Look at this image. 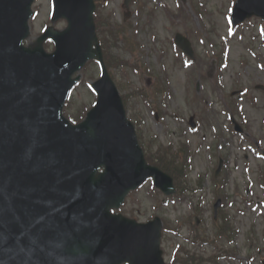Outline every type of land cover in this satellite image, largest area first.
Segmentation results:
<instances>
[{"label":"rangeland","instance_id":"374dc122","mask_svg":"<svg viewBox=\"0 0 264 264\" xmlns=\"http://www.w3.org/2000/svg\"><path fill=\"white\" fill-rule=\"evenodd\" d=\"M104 4L100 9L104 20L122 24L125 19L123 28L118 30L117 43L110 47V54L136 64L140 71L123 68L121 64L108 69L119 92L129 95L127 115L136 121L138 136L141 135L145 146L149 145L154 152L158 145L180 147L185 142L194 158L192 170L186 177L191 182L184 184L192 187L188 193L168 197L166 201V196H162L163 203L156 206L147 192L150 185L147 182L130 193L123 206L128 211L133 208V217L139 221L157 215L167 224H177V233L165 231L161 237L167 264H184L178 260L185 256L184 252L203 257L201 264H245L249 256L255 257L252 264H261L263 258L259 257L264 256V188L258 174L264 172V161L249 146L264 149V89L256 87L264 86L262 20L251 17L233 27L228 18L231 0H133L129 9L123 7L122 0H104ZM39 6L40 11L30 23V42L40 32V27L49 22L46 2L41 0L34 5L35 8ZM65 26L63 19L54 24V28ZM179 32L192 45V66L182 62L183 55L172 44L174 33ZM194 32L204 37L202 42H198V34ZM224 36L228 37L230 45L225 67L220 69L223 86H218L215 77L219 59L213 58L212 54L214 43ZM51 49L52 46L47 48ZM188 72L190 74L186 75ZM80 73L82 77L70 94L65 114L74 113L82 105L90 107L95 98L89 84L100 73L97 64L87 63ZM163 74L168 76L170 83L165 78L164 82L159 79ZM192 74V79H188ZM153 79L162 88L170 84L171 96L165 102H162L161 93L153 92ZM187 81L190 90L186 88ZM241 88L247 89L245 96L240 93ZM137 89L146 94L147 101L139 94L130 93ZM235 104L240 107L239 113L233 110ZM158 111L164 112L163 116ZM230 115L243 129L241 135L232 130ZM190 116L195 119V131L187 124ZM219 157L223 163L215 178L213 167ZM198 175L201 184L195 186ZM213 178L223 183L228 197L217 211L216 219L222 214L229 218L235 231L233 241L215 236ZM225 179L226 183L222 182ZM195 207L201 211V217ZM194 220L197 221L195 228ZM199 234L214 239V242L196 240L195 235ZM222 249L235 251L234 258H224L221 253L217 262L205 259Z\"/></svg>","mask_w":264,"mask_h":264},{"label":"water","instance_id":"95a60500","mask_svg":"<svg viewBox=\"0 0 264 264\" xmlns=\"http://www.w3.org/2000/svg\"><path fill=\"white\" fill-rule=\"evenodd\" d=\"M30 1L0 0V31L34 64L20 77L27 62L9 60L4 47L0 53V264H106L103 257L115 254L141 264L129 255L146 252L149 264H162L159 219L158 228L135 227L109 211L148 176L166 192L172 181L144 160L101 60L92 0H68L69 25L53 33L57 49L50 55L41 50L42 38L30 50L20 45ZM233 10L235 21L264 19V0H237ZM90 57L102 64L98 98L72 125L61 106L78 78L72 72Z\"/></svg>","mask_w":264,"mask_h":264},{"label":"trees","instance_id":"16d2710c","mask_svg":"<svg viewBox=\"0 0 264 264\" xmlns=\"http://www.w3.org/2000/svg\"><path fill=\"white\" fill-rule=\"evenodd\" d=\"M164 150H162L163 152L161 151L162 152L161 154L155 155L154 158H151V159H154L156 163L159 164L162 169H165L171 172L173 176L175 174H179V172L182 170L181 169L182 163L181 162L175 163L172 160L167 159L168 152Z\"/></svg>","mask_w":264,"mask_h":264}]
</instances>
